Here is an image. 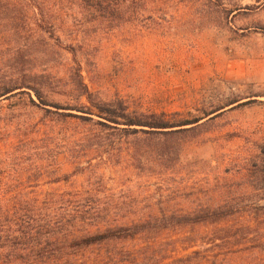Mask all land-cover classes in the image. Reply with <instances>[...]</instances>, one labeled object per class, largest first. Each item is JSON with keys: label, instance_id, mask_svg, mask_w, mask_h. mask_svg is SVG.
I'll return each instance as SVG.
<instances>
[{"label": "rangeland", "instance_id": "374dc122", "mask_svg": "<svg viewBox=\"0 0 264 264\" xmlns=\"http://www.w3.org/2000/svg\"><path fill=\"white\" fill-rule=\"evenodd\" d=\"M148 1L138 0V20H57L55 31L43 29L40 20H17L37 32L20 42L28 45L35 70L46 75L44 97L73 108L89 105L70 76V68L80 65L96 99H121L129 111L192 119L225 108L202 120L216 115L185 142L175 165L152 158L137 168L122 141L109 151L71 143L61 154L54 139L41 154L49 162L40 163L46 171L40 176L16 135L39 128L57 136L64 128L79 137V119L61 126L57 114L34 105L27 93L8 94L0 98V185L9 189H0V196L37 183L44 189L81 187L86 176L80 173L51 183L57 172L75 170L72 154L80 153L84 166L100 162L107 188L101 196L122 203L119 212L226 210L216 223L166 229L151 246L143 237L125 242L127 249L152 255L149 261L142 257L145 264H264V0ZM11 23L0 20V77L17 70L10 60ZM23 90L39 102L32 90Z\"/></svg>", "mask_w": 264, "mask_h": 264}, {"label": "trees", "instance_id": "16d2710c", "mask_svg": "<svg viewBox=\"0 0 264 264\" xmlns=\"http://www.w3.org/2000/svg\"><path fill=\"white\" fill-rule=\"evenodd\" d=\"M137 2L0 0V20L13 22L8 32L14 37L10 60L17 69L10 74L11 77H0V98L8 94L27 93L34 105L57 114L54 120L59 121L61 126L72 125V118H76L79 119L76 125L82 128L81 135L72 138L64 128L57 136L50 134V130L40 133L39 128L16 135L18 145L26 148L27 158L36 165V172L40 176L46 173L40 163L49 162L41 154L46 153L54 139H58L61 154L67 152L66 148L71 143H78L88 151H109L108 148H113L116 141H122L132 152L131 157L137 168L146 165L152 158L165 167L175 165L185 142L196 137L199 129L216 115L202 120L225 108H215L203 117L192 119L168 118L164 112L129 111L121 99H96L84 82L80 65L70 68V76L80 94L86 95L89 105L73 108L50 102L44 97L43 78L46 75L35 70L34 57L28 52V45L20 42L26 33L35 38L37 32L24 29L17 20H40L43 29L53 31L59 27L57 20H105L108 23L113 20H138ZM147 2L143 0V5ZM25 88L32 90L39 102L34 100L30 91L23 90ZM46 105L54 106L57 110H50ZM73 109L85 114L71 112ZM88 114H96L106 121L94 120ZM89 120L93 122L88 123ZM81 156L80 153L72 154L75 170L72 173L57 172L51 182L69 181L72 175L80 173L86 176L81 187L71 184L69 188L57 186L44 189V184L37 183L17 189L14 196H0V264H145L142 257L149 261L152 255L146 257L145 251L127 249L125 242L143 237L149 242L147 246H151L166 229L190 223H216L227 216L223 207L204 208L195 214L119 212L122 203L109 195L101 196L107 188L104 173L99 169L100 162L90 160L84 166L79 160ZM262 172L264 179V163ZM0 189L5 191L9 188L8 185H0Z\"/></svg>", "mask_w": 264, "mask_h": 264}]
</instances>
